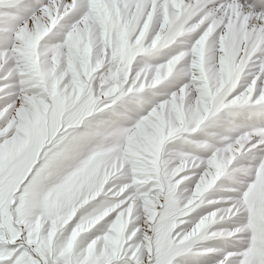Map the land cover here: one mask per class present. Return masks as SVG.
<instances>
[{
	"label": "snow or ice",
	"instance_id": "obj_1",
	"mask_svg": "<svg viewBox=\"0 0 264 264\" xmlns=\"http://www.w3.org/2000/svg\"><path fill=\"white\" fill-rule=\"evenodd\" d=\"M0 264H264V0H0Z\"/></svg>",
	"mask_w": 264,
	"mask_h": 264
}]
</instances>
